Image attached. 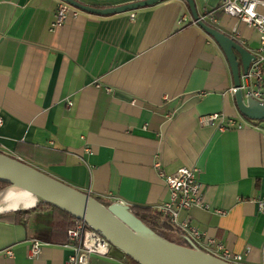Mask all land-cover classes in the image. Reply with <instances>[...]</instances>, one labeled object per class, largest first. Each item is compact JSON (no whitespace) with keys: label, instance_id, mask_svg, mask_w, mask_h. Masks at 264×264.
Here are the masks:
<instances>
[{"label":"crops","instance_id":"obj_1","mask_svg":"<svg viewBox=\"0 0 264 264\" xmlns=\"http://www.w3.org/2000/svg\"><path fill=\"white\" fill-rule=\"evenodd\" d=\"M76 1L107 9L144 0ZM222 1L195 3L201 16L214 13L218 30L241 33L244 47L257 50L258 33L225 15ZM57 5L0 0V152L104 205L130 208L170 201L156 163L167 176L197 168L207 208L179 220L196 228L204 245L215 240L241 264H264V122L240 114L221 47L198 26L179 23L182 15L192 19L187 4L82 13L53 29ZM212 115L224 123L202 126ZM56 216L0 215V264H68L66 226ZM32 240L43 245L37 259L29 258ZM91 264L136 263L116 251Z\"/></svg>","mask_w":264,"mask_h":264},{"label":"water","instance_id":"obj_2","mask_svg":"<svg viewBox=\"0 0 264 264\" xmlns=\"http://www.w3.org/2000/svg\"><path fill=\"white\" fill-rule=\"evenodd\" d=\"M62 1L85 13L106 17L153 7L167 0H144L107 9L86 6L76 0ZM184 1L188 4L192 19L197 26L221 47L228 59L240 114L249 121L264 122V104L254 100L249 90L243 89L244 82L249 85L247 76L255 56L235 39L204 21L197 10L195 0ZM244 77H246L245 80ZM0 182L9 185L0 193L10 187H18L36 197L38 205H50L68 213L76 220L85 222L93 231L100 234L115 249L136 264H186L182 258L194 259L205 264H232L204 251L171 243L148 230L131 213L129 206L121 203L104 205L90 194L73 188L1 152ZM16 212L6 210L0 215Z\"/></svg>","mask_w":264,"mask_h":264},{"label":"built area","instance_id":"obj_3","mask_svg":"<svg viewBox=\"0 0 264 264\" xmlns=\"http://www.w3.org/2000/svg\"><path fill=\"white\" fill-rule=\"evenodd\" d=\"M220 10L225 15L236 18L241 23L252 28L260 37L257 50L251 52L255 56V60L247 76L249 85H246L244 82L243 89L245 91L249 90L250 96L254 100L264 104V2L261 0H223ZM82 13L85 12L62 0H58L52 28L63 27L70 19L77 18ZM134 17V15H131L133 20ZM202 19L210 25L214 26L216 24V19L212 12L202 16ZM179 23L183 25L191 23L197 26V23L193 19L190 20L188 15H182ZM233 39L242 46H245L241 33L236 32ZM245 79L246 77H244ZM73 108L74 102L68 101L69 111H72ZM217 120H221L222 124L224 123L223 117L220 115L202 117L200 123L202 126H206ZM229 125L236 126L237 124L230 121ZM238 128H241V126H238ZM155 168L158 170L160 179L164 181L171 193L170 201L158 208L161 213L166 215L170 219L171 224L179 228L190 242L200 250L226 262L241 264V257L231 255L222 244L217 243L215 240H209L207 245H204L203 235L196 228L192 227L188 221L179 220L182 212L190 211L193 208H207L202 194L203 185L198 179V169L182 168L177 173L167 176L161 170L159 162L156 163ZM88 194L92 196L91 193ZM258 205L260 213L264 214V200L259 201ZM75 225L74 228L68 231V243L72 251L68 264H91L94 257L112 259L114 252H120L100 234L93 231L85 222L77 220ZM42 247L43 245L40 241L32 240L29 258H39ZM7 254L8 257H13L11 251Z\"/></svg>","mask_w":264,"mask_h":264},{"label":"trees","instance_id":"obj_4","mask_svg":"<svg viewBox=\"0 0 264 264\" xmlns=\"http://www.w3.org/2000/svg\"><path fill=\"white\" fill-rule=\"evenodd\" d=\"M187 7L189 8L188 4H187ZM211 26L215 27L213 25ZM7 187H9L8 184L0 182V191L4 190ZM99 201L101 202V200ZM51 210L54 211V215L56 218H58L56 215H60L61 220H63V222L65 223L64 224L66 226L65 227V240L62 241V243H68L69 242L68 231L76 226L75 224L77 221L73 216L69 215L68 213H65L47 204H39L37 207H35L28 213L20 211V212H17V214L18 215H28L31 212L51 211ZM130 210H131V213L138 220H140L146 226L148 230L156 233L163 239L171 243L180 245V246L200 250L199 248H197L194 244L190 242V240L184 235V233L179 228L171 224L170 219L166 215L161 213L159 209L150 208V207H131ZM59 223H61V221ZM54 227H55V224H54Z\"/></svg>","mask_w":264,"mask_h":264},{"label":"bare ground","instance_id":"obj_5","mask_svg":"<svg viewBox=\"0 0 264 264\" xmlns=\"http://www.w3.org/2000/svg\"><path fill=\"white\" fill-rule=\"evenodd\" d=\"M38 205V199L18 187H10L0 193V213L6 210L28 212ZM186 264H205L203 262L182 258Z\"/></svg>","mask_w":264,"mask_h":264},{"label":"rangeland","instance_id":"obj_6","mask_svg":"<svg viewBox=\"0 0 264 264\" xmlns=\"http://www.w3.org/2000/svg\"><path fill=\"white\" fill-rule=\"evenodd\" d=\"M6 189V188H5ZM1 192V191H0ZM132 261V260H131Z\"/></svg>","mask_w":264,"mask_h":264}]
</instances>
